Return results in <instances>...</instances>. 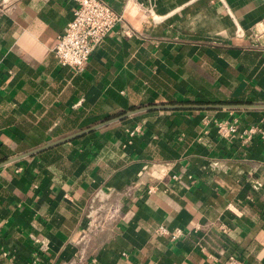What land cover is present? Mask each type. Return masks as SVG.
Wrapping results in <instances>:
<instances>
[{"label": "crops", "instance_id": "0c3cea01", "mask_svg": "<svg viewBox=\"0 0 264 264\" xmlns=\"http://www.w3.org/2000/svg\"><path fill=\"white\" fill-rule=\"evenodd\" d=\"M105 1L76 71L75 0H0V264H264V0Z\"/></svg>", "mask_w": 264, "mask_h": 264}, {"label": "built area", "instance_id": "2783aa9c", "mask_svg": "<svg viewBox=\"0 0 264 264\" xmlns=\"http://www.w3.org/2000/svg\"><path fill=\"white\" fill-rule=\"evenodd\" d=\"M77 6L72 18L59 35L54 48V55L62 66H68L76 71H83L93 49L101 43L106 34L124 18L123 14L114 10L105 0H75ZM217 132L231 139L246 143L252 139L257 126L238 130L236 121L216 120ZM136 126L129 131L133 137L138 131ZM156 232L176 239L182 235L181 229L170 230L165 225H159ZM228 264H240L234 255L228 256Z\"/></svg>", "mask_w": 264, "mask_h": 264}, {"label": "water", "instance_id": "95a60500", "mask_svg": "<svg viewBox=\"0 0 264 264\" xmlns=\"http://www.w3.org/2000/svg\"><path fill=\"white\" fill-rule=\"evenodd\" d=\"M220 106H229V105H220Z\"/></svg>", "mask_w": 264, "mask_h": 264}]
</instances>
